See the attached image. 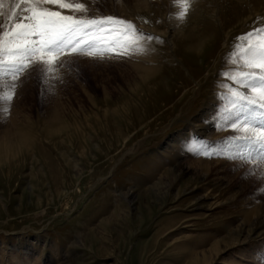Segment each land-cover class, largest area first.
I'll list each match as a JSON object with an SVG mask.
<instances>
[{
	"label": "rangeland",
	"instance_id": "1",
	"mask_svg": "<svg viewBox=\"0 0 264 264\" xmlns=\"http://www.w3.org/2000/svg\"><path fill=\"white\" fill-rule=\"evenodd\" d=\"M0 2L5 22L16 0ZM83 2L162 43L17 81L0 116V264H264V165L225 158L236 133L217 123L264 0H192L184 22L175 0ZM194 139L215 155L190 154Z\"/></svg>",
	"mask_w": 264,
	"mask_h": 264
},
{
	"label": "snow or ice",
	"instance_id": "2",
	"mask_svg": "<svg viewBox=\"0 0 264 264\" xmlns=\"http://www.w3.org/2000/svg\"><path fill=\"white\" fill-rule=\"evenodd\" d=\"M175 4L180 10L174 18L184 22L192 0ZM89 11L83 0H16L7 20L0 22V88L7 89L0 93V116L10 112L17 81L34 66H39L47 83L71 63L65 58L103 61L145 55L151 42L162 43L131 21L111 15L90 17ZM229 62L223 79L230 83L221 85L217 123L236 135L227 141L234 150L225 158L264 165V26L237 37ZM186 150L209 158L215 155L198 139L190 140Z\"/></svg>",
	"mask_w": 264,
	"mask_h": 264
},
{
	"label": "bare ground",
	"instance_id": "3",
	"mask_svg": "<svg viewBox=\"0 0 264 264\" xmlns=\"http://www.w3.org/2000/svg\"><path fill=\"white\" fill-rule=\"evenodd\" d=\"M4 143H6V142H4ZM4 148V147H3ZM6 148V147H5Z\"/></svg>",
	"mask_w": 264,
	"mask_h": 264
}]
</instances>
